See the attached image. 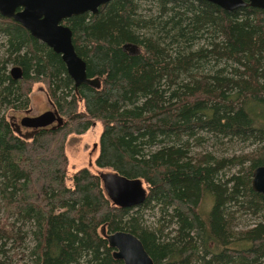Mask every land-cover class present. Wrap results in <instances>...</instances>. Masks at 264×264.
<instances>
[{
    "label": "trees",
    "instance_id": "trees-1",
    "mask_svg": "<svg viewBox=\"0 0 264 264\" xmlns=\"http://www.w3.org/2000/svg\"><path fill=\"white\" fill-rule=\"evenodd\" d=\"M149 1L109 0L63 21L97 86L75 87L58 53L0 14V264H11L9 245L28 237L27 264H122L102 230L133 233L153 264H264V197L251 188L253 169L264 165V8ZM37 82L63 121L19 133L2 108L28 109ZM97 121L100 170L67 177L66 136ZM202 134L254 148L195 159ZM102 170L140 178L145 201L113 204ZM154 208L150 228L142 210ZM236 211L259 217L234 230Z\"/></svg>",
    "mask_w": 264,
    "mask_h": 264
},
{
    "label": "water",
    "instance_id": "water-1",
    "mask_svg": "<svg viewBox=\"0 0 264 264\" xmlns=\"http://www.w3.org/2000/svg\"><path fill=\"white\" fill-rule=\"evenodd\" d=\"M109 0H0V14L18 22L34 38L58 53L63 61L67 74L75 87L79 85H98L96 80L86 75V63L77 55L72 43V31L63 24L71 16L85 12L96 14L99 6ZM227 11H232L247 5L264 8V0H207ZM130 53L139 52L134 44H124L122 47ZM9 75L17 80L22 77L19 66L13 65ZM50 102V101H49ZM62 118L54 109L45 110L37 115H25L19 120V126L28 129H39L47 126L56 127L62 123ZM20 133V130L14 128ZM96 147V143L93 144ZM103 188L110 201L121 207L130 208L142 204L147 196V190L140 178H127L113 171H100ZM251 188L264 197V165L257 166L252 171ZM102 234L113 249L112 255L122 264H153L141 240L126 230H117Z\"/></svg>",
    "mask_w": 264,
    "mask_h": 264
},
{
    "label": "rangeland",
    "instance_id": "rangeland-1",
    "mask_svg": "<svg viewBox=\"0 0 264 264\" xmlns=\"http://www.w3.org/2000/svg\"><path fill=\"white\" fill-rule=\"evenodd\" d=\"M143 3V8L149 4V0H141ZM142 8V11H143ZM2 55V51L0 50V58ZM13 65H8V70ZM30 103L28 105V109H13L9 107L2 108V114L8 119L13 116L16 120L15 123H18L19 120L25 115H37L45 110L51 109V104L49 102V98L47 96L45 85L41 82H37L32 85L31 91L29 93ZM102 126L100 122H95L85 133L83 134H75L70 133L65 138V153L67 156V177L71 175L74 171L86 167L91 172H97L100 169L94 166V159L97 155V146L93 147V144L98 142L99 134L101 132ZM22 132L27 131L25 128H21ZM204 136L203 140L199 142V144H195L192 148V156L195 159L202 158L207 153L214 155L215 157H230L236 156L240 154H245L254 148V146L250 145L247 142H238V141H229L226 139L215 138L206 134H202ZM236 167L234 168H224L222 172L226 174V176H230V174L235 173ZM105 171V170H104ZM67 183L70 184L69 178L67 179ZM145 186V184H144ZM211 206V199L209 197L205 198L201 203V209L207 211ZM143 219L145 224L152 228L156 225L158 217L160 216L159 210L154 209H143L142 210ZM235 219L232 224V228L236 229H245L249 227V225L255 223L258 220L257 216L249 215L247 213H240L239 211L234 213ZM29 241V242H28ZM31 244L30 237H28L27 242L20 243L15 242V244L11 243L9 248L11 249L12 261L11 264H27V245ZM25 247V248H23Z\"/></svg>",
    "mask_w": 264,
    "mask_h": 264
},
{
    "label": "flooded vegetation",
    "instance_id": "flooded-vegetation-1",
    "mask_svg": "<svg viewBox=\"0 0 264 264\" xmlns=\"http://www.w3.org/2000/svg\"><path fill=\"white\" fill-rule=\"evenodd\" d=\"M51 107H52V106H51ZM51 109H53V108H51ZM8 119H9V118H8ZM9 120H10V122L13 124V127H14V128H17L18 130H20V128H19V127H20V126H19V122H18V123H15L16 120H15V118H14L13 116H11ZM21 128H22V127H21Z\"/></svg>",
    "mask_w": 264,
    "mask_h": 264
}]
</instances>
